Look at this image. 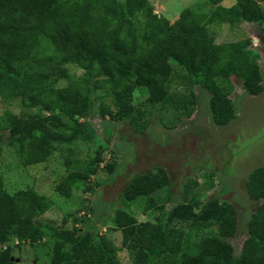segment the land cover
Instances as JSON below:
<instances>
[{
  "label": "trees",
  "instance_id": "1",
  "mask_svg": "<svg viewBox=\"0 0 264 264\" xmlns=\"http://www.w3.org/2000/svg\"><path fill=\"white\" fill-rule=\"evenodd\" d=\"M207 1L213 7L209 13L185 8L170 23L153 12L149 0H0V106L18 108L0 110V138L6 137L16 163L25 168L57 156L64 174L52 192L69 199L77 190L92 191L90 178L100 170L112 174L116 162L99 168L107 147L88 131L86 119L94 112L142 132L150 114L136 106L137 90H145V106L166 110L178 121L193 113L197 85L208 93L214 124L232 122L237 107L229 97L231 77L247 95H258L263 72L257 53L248 49L249 38L217 43L212 30L241 22L261 25L264 0H232L228 6L224 0ZM62 79L65 85L57 86ZM80 141L95 144L92 156H80ZM168 186L162 167L127 181L124 204L160 215L138 221L123 207L115 209L108 232H120L117 247L107 234L82 232L75 214L69 215L71 227L67 219L55 227L43 223L53 199L32 186L9 192L0 170V264H12V246L6 245L13 239L16 248L49 247V264H122L120 249L131 264H264V166L245 181L247 197L259 204L247 218L238 254L229 241L237 230L230 203L214 197L201 203L192 196L163 219L165 201L155 195ZM209 228L214 231L201 234Z\"/></svg>",
  "mask_w": 264,
  "mask_h": 264
},
{
  "label": "rangeland",
  "instance_id": "2",
  "mask_svg": "<svg viewBox=\"0 0 264 264\" xmlns=\"http://www.w3.org/2000/svg\"><path fill=\"white\" fill-rule=\"evenodd\" d=\"M153 12L174 22L179 13L189 8L197 13H209L212 5L207 0H149ZM232 0H224L223 5H230ZM264 9V2L260 3ZM219 8V6H216ZM217 43L249 38L248 49L257 53L258 62L263 72L264 92V23L241 22L236 25L222 24L213 27ZM255 40V41H254ZM174 62L172 61V64ZM68 69L75 75L81 70L75 65ZM233 90L230 99L237 107L236 118L225 126H217L212 121L208 110V93L199 86L193 87L196 105L189 117L173 121L166 110H153L143 104L145 90L134 92L136 106L150 114L149 122L142 132H135L126 122H114L101 119L94 112L88 116V131L99 138L107 149L101 155L102 168L107 162L115 160L116 168L112 174L100 170L90 178L92 191L77 190L71 198H63L52 192V186L64 174V168L57 156L47 163L21 167L7 146L6 137L0 138V170L5 175L9 192L24 187H34L36 191L50 196L54 204L41 216L43 223L54 227L62 220H68L75 214L80 230L91 233L107 234L119 247V231L109 234L111 218L117 208L131 212L138 221L151 220L154 216L141 213L132 203L124 204L122 190L127 181L136 174L155 167L165 169L169 177V186L159 191V203L164 202V216L178 202L187 201L192 196L201 203L214 197L230 203L236 211L237 230L229 240L235 254H238L246 237V221L258 206V202L249 199L245 192V181L250 172L258 166H264V94L256 100L250 98L240 80L231 77ZM65 81L58 80L57 86H64ZM175 82L171 85L173 91ZM107 102L108 96L101 93ZM9 109L17 112L13 103H3L0 110ZM80 156L90 157L95 144L77 143ZM196 183V184H193ZM179 226V225H178ZM214 228L204 229L202 235L213 232ZM43 241H47L46 238ZM12 246V264H49V247L42 244L15 247ZM118 257L122 264H131L128 252L120 249Z\"/></svg>",
  "mask_w": 264,
  "mask_h": 264
},
{
  "label": "flooded vegetation",
  "instance_id": "3",
  "mask_svg": "<svg viewBox=\"0 0 264 264\" xmlns=\"http://www.w3.org/2000/svg\"><path fill=\"white\" fill-rule=\"evenodd\" d=\"M262 94H264V92L262 91L260 94H258V95H248L250 98H252V99H254V100H256L257 99V97H259L260 95H262Z\"/></svg>",
  "mask_w": 264,
  "mask_h": 264
},
{
  "label": "built area",
  "instance_id": "4",
  "mask_svg": "<svg viewBox=\"0 0 264 264\" xmlns=\"http://www.w3.org/2000/svg\"><path fill=\"white\" fill-rule=\"evenodd\" d=\"M14 243L15 244H18V241L17 240H14ZM4 249H5V246L2 247V250H4Z\"/></svg>",
  "mask_w": 264,
  "mask_h": 264
},
{
  "label": "water",
  "instance_id": "5",
  "mask_svg": "<svg viewBox=\"0 0 264 264\" xmlns=\"http://www.w3.org/2000/svg\"><path fill=\"white\" fill-rule=\"evenodd\" d=\"M255 41V40H254Z\"/></svg>",
  "mask_w": 264,
  "mask_h": 264
}]
</instances>
